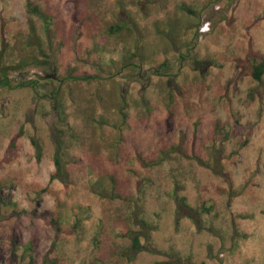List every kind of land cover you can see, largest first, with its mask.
Wrapping results in <instances>:
<instances>
[{
    "label": "rangeland",
    "instance_id": "obj_1",
    "mask_svg": "<svg viewBox=\"0 0 264 264\" xmlns=\"http://www.w3.org/2000/svg\"><path fill=\"white\" fill-rule=\"evenodd\" d=\"M26 2L0 0V264H264V0ZM139 211L159 252L129 260Z\"/></svg>",
    "mask_w": 264,
    "mask_h": 264
},
{
    "label": "trees",
    "instance_id": "obj_2",
    "mask_svg": "<svg viewBox=\"0 0 264 264\" xmlns=\"http://www.w3.org/2000/svg\"><path fill=\"white\" fill-rule=\"evenodd\" d=\"M26 9L29 13H32V14H36V15H44V17H46V15L38 8L37 5H33L30 0H27L26 2ZM32 32H33V29H32ZM259 64H257L255 66V70H256V73H257V76L256 78H259L258 74H260L261 72V61H258ZM1 72L4 74V68H0ZM3 78L1 77L0 78V82H2ZM25 85L24 86H28V83H24ZM10 144L12 145L13 144V139L10 141ZM34 146H35V152H36V156L37 158H39L41 156V146L38 142H34ZM55 153H54V164H55V171L53 172V174H51L50 176V180H53V179H58L60 180L61 182H64V183H67L68 182V176H67V173H66V170H65V166L64 164L62 163V161L60 160V157H59V153H60V146L58 144V141L56 142L55 144ZM175 149V147H171L170 149L168 150H162L160 151V155L157 157V159H153L150 161V164H157L158 162H160L161 160L165 159L166 156L169 155L170 151ZM176 150V149H175ZM143 164H146L144 161H143ZM216 173H218V171L215 170ZM134 217H135V220L137 222V224L141 225L143 227V231H134L133 229H128L127 232H128V235L130 240H131V243L127 246V248L122 251V255L123 256H126L127 259L131 260L138 252L140 251H148V252H151V253H156V252H159L155 249H152L151 247H148L146 244H148V240H149V236L147 233H145L144 229L146 230H149V229H153L154 226H152L149 222H147L144 217H142L140 215V211H139V214H134ZM49 223L54 227V229L56 231H60L61 230V227H60V220H58L57 218L55 217H51L49 219ZM75 225H77V223H75ZM140 237H143L145 239V242L142 243L141 242V239ZM170 258L172 259V261L170 262H167V263H164V264H193L192 262V259L190 256H182L180 255L179 253L173 251V252H170L169 255ZM45 263L47 262V260L44 261ZM29 264H35L33 263L32 261L29 262ZM158 264V263H157Z\"/></svg>",
    "mask_w": 264,
    "mask_h": 264
}]
</instances>
